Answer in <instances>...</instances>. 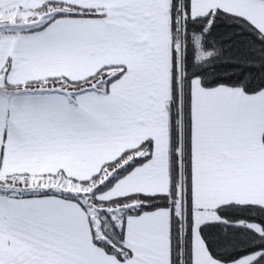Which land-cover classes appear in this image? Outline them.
I'll list each match as a JSON object with an SVG mask.
<instances>
[{"label":"snow or ice","instance_id":"obj_1","mask_svg":"<svg viewBox=\"0 0 264 264\" xmlns=\"http://www.w3.org/2000/svg\"><path fill=\"white\" fill-rule=\"evenodd\" d=\"M0 264H264V0H0Z\"/></svg>","mask_w":264,"mask_h":264}]
</instances>
